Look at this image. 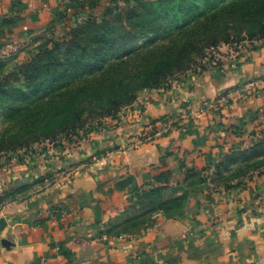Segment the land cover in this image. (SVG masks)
I'll return each mask as SVG.
<instances>
[{"label": "crops", "instance_id": "crops-1", "mask_svg": "<svg viewBox=\"0 0 264 264\" xmlns=\"http://www.w3.org/2000/svg\"><path fill=\"white\" fill-rule=\"evenodd\" d=\"M72 2L0 0V59ZM87 137L0 169V197L34 185L0 205V264H264V163L241 168L264 152V41L142 92ZM141 194L186 207L109 239Z\"/></svg>", "mask_w": 264, "mask_h": 264}, {"label": "trees", "instance_id": "trees-1", "mask_svg": "<svg viewBox=\"0 0 264 264\" xmlns=\"http://www.w3.org/2000/svg\"><path fill=\"white\" fill-rule=\"evenodd\" d=\"M133 12L98 22L87 15L61 48L24 67L23 87L0 83V154L110 117L221 44L264 41V0H149Z\"/></svg>", "mask_w": 264, "mask_h": 264}, {"label": "rangeland", "instance_id": "rangeland-1", "mask_svg": "<svg viewBox=\"0 0 264 264\" xmlns=\"http://www.w3.org/2000/svg\"><path fill=\"white\" fill-rule=\"evenodd\" d=\"M141 2H148V0H78L77 3H79V6L77 4L78 7L76 8L74 2L62 4V7L54 13V18H48L49 22H47V25L43 29L37 30L33 32L32 35H29L26 43L19 49L13 50V52L1 57L0 83L4 84V86L12 85L14 87H23L24 67L45 50H52L55 47L61 48L63 41L70 40L72 31L78 29L87 22V15L90 14L89 16L91 19L97 22L105 17H118L119 19H123L128 13H134L133 11L139 7ZM76 9H79L80 12H84L85 15L83 16L80 14L77 15L79 17H76L74 15ZM70 16H72L71 19ZM258 42L260 41H248L243 39L233 44H221L214 49L206 51L203 54V58L197 62L196 67L191 68L186 73L199 72L205 70L210 65L212 66V64H217L219 56L224 54L225 51L235 52L240 47H247L250 44ZM175 78L171 79L167 84L172 82ZM123 109H120L110 117L98 118L95 115L89 116L82 130L67 136L61 135L55 141L37 142L27 149L2 153L0 154V169H7L13 172L19 171L20 167L23 166L22 164H27L29 159L41 156L46 150H50L53 147L62 146L70 150L83 141V139H87L89 133L97 132L109 121L115 119ZM2 129L3 127H0V133ZM262 157H264V153L251 156L249 160L247 159L241 162V168L254 166L256 162L259 163L264 159H261ZM33 186L34 185L29 184L28 181L19 182L14 190L6 194L8 197H0V205L3 204L9 196H27L29 192H31ZM148 199L149 195L141 194L137 196V200L131 202L125 209L126 213H124V217H122L120 213V215L114 216V218L109 221L107 228V236L109 239L127 238L135 233L141 226H146V224L153 219L155 214L158 213L162 217L179 215L186 207L184 197L169 201L162 200L160 202H147Z\"/></svg>", "mask_w": 264, "mask_h": 264}]
</instances>
